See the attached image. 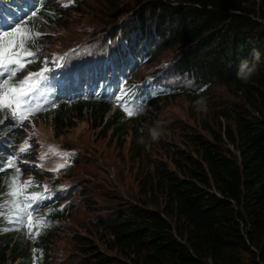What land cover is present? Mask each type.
<instances>
[{
    "label": "trees",
    "instance_id": "trees-1",
    "mask_svg": "<svg viewBox=\"0 0 264 264\" xmlns=\"http://www.w3.org/2000/svg\"><path fill=\"white\" fill-rule=\"evenodd\" d=\"M104 2L107 16L123 20L109 28L116 36L121 34L125 50L140 40L146 43L131 53L134 77L145 65L159 64L162 53L175 50L164 65L165 78L148 76L129 97L130 111L137 102H146L142 122L158 120L150 110L161 100L186 94L201 101L217 85L236 100L231 106L220 103L212 120L206 117L197 126H183L180 136L167 145L168 162L159 160L153 172L138 171L133 176L135 194L129 199L123 194L114 197L117 206L98 208L96 216L80 223L86 233L71 237L75 255L64 256L56 264H264V0ZM49 8L28 19L24 28L43 26L40 14L51 26L61 25L68 11L82 14L81 5ZM91 27L85 31L87 39L98 36ZM88 47L102 51L100 58L108 54L106 44L94 42ZM37 48L43 49L38 44ZM121 56L116 64L128 55ZM42 62L38 53L29 66L36 68ZM253 65L256 71L250 74ZM175 78L192 81L196 88L169 82H177ZM131 87L127 82L119 90ZM84 108L80 103L73 110L81 117ZM92 109L101 126L110 104L97 103ZM56 118L58 129L72 123V118L59 112ZM134 133L136 156L142 157L148 140L137 126ZM119 137L122 142L124 135ZM13 176L17 183L13 170L0 174V196L8 193ZM95 198H80L88 213L97 206ZM62 200L57 198L50 206L54 217L71 215L73 204L61 211ZM5 228L0 225V264L14 263L19 257L29 263L28 249L12 245L13 237ZM59 233L51 226L37 238L36 264L53 262L51 246Z\"/></svg>",
    "mask_w": 264,
    "mask_h": 264
},
{
    "label": "rangeland",
    "instance_id": "rangeland-1",
    "mask_svg": "<svg viewBox=\"0 0 264 264\" xmlns=\"http://www.w3.org/2000/svg\"><path fill=\"white\" fill-rule=\"evenodd\" d=\"M59 1L63 5H68L76 0ZM81 3L82 14L72 10L68 11V16L62 18L61 25L52 26V29L55 30L56 34L53 35L52 33V39L49 40L50 42H47L48 49L53 52L52 56H54V61L58 60V58L65 59L70 53L68 60L63 62L62 70H64L65 75H69L70 73L72 76L73 70L70 68V63L72 62L78 63L80 59L83 62L86 57L88 61L99 60L102 51L95 50L93 47H88V42L85 41L87 39L85 31L90 29V26H92L91 28H94L92 29L93 33L97 34L109 29L110 31H113V28L109 27L120 23L118 22V16L116 17V21L113 18L114 15H112V18L110 15L107 16L109 13L105 10L106 5L104 0H83ZM22 11H24V6L19 8V17H17L18 15H15V20L20 21V28L23 19ZM4 30L12 31V28L3 25L2 28H0V31ZM21 30L24 31L22 28ZM16 39L19 40L20 36L18 35ZM34 39L35 38L30 37V39L26 41L27 44L35 42ZM76 42L79 44L83 43L78 50V52H81L79 55H74L75 51H71ZM115 48V42H112V45H109V47L107 45L108 54L106 57L113 58ZM174 51L175 50H170L162 53L158 58V61H161L159 64L151 63L145 65V67L135 76L134 83L138 84L144 81L148 76L158 73V70H155L156 67L163 68L167 61H169L170 57L173 56ZM56 65L59 66L60 62H57ZM55 71H57V69H55ZM165 73L162 71L160 74L161 77L165 75ZM53 75L54 74L52 73L50 76ZM27 76L28 75H22L21 78H18L17 83L19 84V82ZM6 77H8L7 73L0 77V81L6 80ZM10 79H12V77L8 80ZM32 79L35 80L36 77ZM175 79L177 82L171 80L169 82L173 85L182 84V82H178L177 78ZM61 80L63 85H67V80L62 78ZM186 83L187 85H191L190 82ZM47 84L49 87H46L43 80L39 81L36 91L42 95L47 93L48 99H57L55 100L56 103H58L59 100L61 101L63 88L61 90H59V88L64 86H59L58 88L55 83L49 81ZM3 91L4 87H0V93H3ZM66 93L67 91H63V95ZM75 96L76 92L73 94V99ZM90 98H92L93 101H96L94 97ZM90 98L87 97V99ZM235 100V96H232L223 86L218 85L210 88L208 90L207 98L201 99V101H194L186 94L168 100H161L157 106H152V110H150L151 113L154 112L155 115H157L158 120L153 118V120L148 123L140 121L134 123L121 120L120 126L117 127H121L122 129H120L119 132H113L112 128L104 132V127L112 122V120L109 119L108 123L102 127L99 126V121H93V118L95 117L93 115L90 116V113L87 112V114L83 115V118H74L70 128L65 129L60 137H56L51 130V119L46 117L42 119L41 122H38V119L35 118V116L31 114L26 115L24 119L31 123V130L36 131V134L40 139L48 142L47 154H51V158H47L44 153H39L38 158L41 159L42 157H45V160L41 162V166L53 170L54 172L59 171L67 164L73 154L79 151L81 155L79 163L72 170V174L67 182L74 183L76 187L81 185V188H77V193L80 190L85 189L82 191L84 197L92 195L97 197L95 198L97 208L92 206L90 213L87 212L89 210L84 209L82 203L73 210L70 230H64L63 233L59 234L58 240H56L51 247V256L54 257L51 264L61 262L64 256L67 258L68 255H75L76 251L71 237L74 233H86L84 229L79 228V225L80 223L83 224L85 220H89L91 216H96V209L115 207L118 203L114 197L122 196L123 194L124 197L127 198V196L131 197V195L135 194L136 185L133 181V176L138 171L142 174L145 172H153L156 162L158 163L159 160L168 162V153L166 152L167 145L170 141H174V138L180 136L183 126H197V123L202 120V118L206 117L208 120H212V112L214 110L216 112L220 110V103L221 105L227 103V105L231 106L234 104ZM13 108L14 106L0 108V134L4 131L5 135V140L2 141L1 147L3 150L6 149V152L3 150L0 151V162L7 161L11 156H15L18 160L20 158L22 162L30 161V159H24L25 155H28V152L26 150L24 152L20 151L22 144L21 139L25 138V135L19 133V131L22 130L21 126H24V124L22 122L21 125L18 113L15 116L12 115ZM117 109L120 111L119 107ZM47 111L50 112L49 110ZM222 121L225 120L222 119ZM116 126L118 125L115 124L112 127L115 128ZM136 126L140 128V131L146 134L148 140V145L145 147L146 149L143 152L142 157L136 156L135 152L134 127ZM121 131L126 132V136L123 137L122 142H120L119 139ZM23 164L24 163L21 164L19 160L17 165L22 167ZM27 177L29 178V176ZM24 178L26 179V177ZM71 185L72 184H63L60 187L53 189L52 192L57 193L59 189L65 190ZM89 191L90 193H88ZM108 196L113 197V199L108 198ZM69 197H72V195L68 196L66 199H69ZM78 198L79 197L77 196V199ZM87 200L89 201V199ZM27 223L28 222L25 221L17 228L18 232L21 234L18 233L20 235L19 244L21 248H25L29 241V234L26 232ZM16 238L18 239V237ZM60 264H71V261Z\"/></svg>",
    "mask_w": 264,
    "mask_h": 264
},
{
    "label": "snow or ice",
    "instance_id": "snow-or-ice-1",
    "mask_svg": "<svg viewBox=\"0 0 264 264\" xmlns=\"http://www.w3.org/2000/svg\"><path fill=\"white\" fill-rule=\"evenodd\" d=\"M36 16V12H32V17ZM19 23V22H18ZM20 36L17 40L16 37ZM37 36L40 34L37 33ZM30 39V34L26 31H22L20 27L12 25V31H0V77L7 73L8 77H14L18 71H21L25 62L23 57L35 56V53L29 51L26 48V41ZM40 49L37 48V52ZM47 67L42 69L38 73H29L27 77L16 85H9L7 80L0 81V87H4L3 93H0V108L13 107L12 115L19 114V120L22 121L26 115L35 111L32 108L31 93H33L39 85V81L46 79L44 73L48 72ZM32 77H36L35 80ZM131 114V113H129ZM26 146H21L20 151L24 152ZM15 156H11L5 162H0V171L4 170L5 167L12 168L14 173L19 174L20 169L15 166ZM33 182L28 181L27 184L31 185ZM9 191L7 195H10L13 200L11 202L12 210L15 213V221L23 224L25 221L28 222V227L31 229L34 223H40L41 227H48V223L44 218L38 220L33 219L32 212L35 211L32 207L33 204L39 206L44 200L50 196L49 190L45 187V192L41 193H30L27 196H23L22 187L16 183V177L13 176L9 181ZM23 196V203L19 200Z\"/></svg>",
    "mask_w": 264,
    "mask_h": 264
},
{
    "label": "clouds",
    "instance_id": "clouds-1",
    "mask_svg": "<svg viewBox=\"0 0 264 264\" xmlns=\"http://www.w3.org/2000/svg\"><path fill=\"white\" fill-rule=\"evenodd\" d=\"M254 55H258L256 53H254ZM248 62H244L243 66H247ZM256 71V65H253L250 69H249V73L251 74L252 72Z\"/></svg>",
    "mask_w": 264,
    "mask_h": 264
}]
</instances>
